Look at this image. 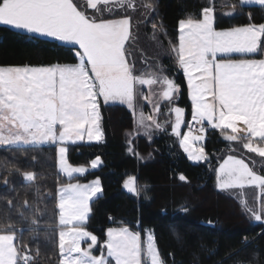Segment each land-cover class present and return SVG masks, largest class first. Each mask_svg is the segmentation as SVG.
<instances>
[{
	"label": "snow or ice",
	"instance_id": "1",
	"mask_svg": "<svg viewBox=\"0 0 264 264\" xmlns=\"http://www.w3.org/2000/svg\"><path fill=\"white\" fill-rule=\"evenodd\" d=\"M111 2L87 0V6L99 12V4ZM240 2L246 4L251 0ZM255 2L264 6V0ZM144 7L153 9L154 4L147 3ZM0 24L78 45L79 49L74 52L78 62L73 64L0 66V145L58 144L60 172L71 179L73 174H84L88 168L68 162L66 145L103 139L99 98L105 104H126L132 110L136 129L149 138L154 130H164L166 122L156 118L160 113L159 103L153 104L154 114L137 111L136 85L160 84V99L168 103L173 102L179 86L158 73L136 74L126 59V42L131 36L128 16L107 19L88 15L74 0H0ZM215 25L213 6L202 9V18L189 16L178 22V43L170 46L176 64L186 77L191 121L189 130L182 135L185 109L171 108L175 115L171 132L180 137L181 148L193 161L208 160L202 146L194 147V142L205 139V121L212 129L220 130L225 140L242 141L244 149L264 157V58H227L233 53L264 51V23L227 29ZM152 28L156 29L157 25L153 23ZM192 122L200 125L199 135L193 134ZM128 151L134 149L129 146ZM101 163L97 156L90 166L95 169ZM23 178L34 181L36 173L26 171ZM180 179L186 178L181 175ZM123 186L130 193L140 195L134 178L130 177ZM216 186L220 190L248 186L264 193V175L254 171L244 159L227 155L216 169ZM101 192L98 178L90 183L69 182L59 187L55 206L60 227L59 264H112L113 261L114 264H165L152 230H145L142 240L141 233L128 226L108 228L100 254H93L98 237L87 231L85 225L91 212L90 201ZM241 203L254 220H264V203L259 208L250 207L246 200ZM15 240L12 225L0 229V264H32L30 251L18 247ZM83 241H87L86 247L81 246Z\"/></svg>",
	"mask_w": 264,
	"mask_h": 264
},
{
	"label": "trees",
	"instance_id": "2",
	"mask_svg": "<svg viewBox=\"0 0 264 264\" xmlns=\"http://www.w3.org/2000/svg\"><path fill=\"white\" fill-rule=\"evenodd\" d=\"M74 1L88 15L107 19L128 16L133 38L139 37V32L156 33L165 50L178 43L179 20L202 18L205 7L215 8L217 28L264 23V6L239 0H113L99 4V12L89 8L87 0ZM147 3L154 8H145ZM233 5L235 11L227 14ZM132 47L131 38L126 44L130 64ZM74 48L0 24V65L74 63ZM249 56H264V51ZM140 59L133 64L136 73H150L154 68L149 65L158 63L162 73L174 79L179 91L173 102L185 109L187 122L191 101L172 50L159 60L146 54ZM171 105L161 103L158 119L166 122L164 130H154L149 138L136 129L133 114L125 105L100 101L104 140L66 146L70 164L86 165L97 156L102 164L71 179L57 168V144L0 145V229L13 226L16 239L32 254V264H59L57 188L99 177L102 194L91 201L86 224L98 237L94 253L100 252L109 226L127 225L140 232L142 239L146 229L152 230L165 264H264V220L256 221L243 210L238 189L219 190L215 179L216 168L226 154L244 157L261 175L264 157L244 149L242 141H227L220 130L209 128L204 141L208 160L191 162L170 130ZM129 146L133 152L128 151ZM26 171L36 173V180L26 181ZM181 175L186 179L181 180ZM130 177L140 189L138 196L123 186Z\"/></svg>",
	"mask_w": 264,
	"mask_h": 264
},
{
	"label": "rangeland",
	"instance_id": "3",
	"mask_svg": "<svg viewBox=\"0 0 264 264\" xmlns=\"http://www.w3.org/2000/svg\"><path fill=\"white\" fill-rule=\"evenodd\" d=\"M230 12H232V10H229V13ZM115 19H117V18H115ZM9 27H11V26H9ZM17 30H20V31H23V32L28 33L26 30H23V29H17ZM130 31H131V29H130ZM29 34L36 35V36H39V37H42V38L53 39V38H49V37H43V36H40V35L35 34V33H29ZM138 34H139V37H137V38H133L132 37L133 34H131V36H130V39L132 38L133 45H134V47H132V49H131L132 51L130 50L131 51V58H132L131 59V61H132L131 64L132 65L134 63L135 64H138L137 62H140L141 61L140 57H143V55H145V54L148 55V56H151L153 58H156L157 60H159L163 55L168 54V51L171 50L170 48L169 49L167 48L165 50L162 47V44L160 43V41L158 39V35H156V33H151L150 35H144V34H142V32H139ZM178 36H179V28H178ZM61 43L65 44V45H69V44H67L65 42H61ZM126 44H127V42H126ZM70 46H73V45H70ZM139 46H140V49H139ZM73 47H75L74 48V51L79 50L78 49V45L73 46ZM140 50L143 53H140ZM139 54H140V56H139ZM126 59H127V56H126ZM77 62H78V58H77V61L74 62V63H77ZM142 62H143V59H142ZM129 63H130V61H129ZM61 64H65V63H61ZM68 64H73V63H68ZM0 66H10V65H0ZM31 66H33V65H31ZM37 66H47V65H37ZM157 66H158V63H152V64H150L149 67L150 68L152 67V69L154 68L153 71H151L150 73H158V74H161V75H165V74H163V73L160 72V68L157 67ZM136 74H138V73H136ZM165 76H167V75H165ZM167 77L173 79L170 76H167ZM161 92H162V87H161L160 84L152 85V86L139 85V84H137L136 85V89H135V99H134V104L136 105L137 111L143 110V112L145 113V115L154 114L153 113V104L159 103L160 104V113H161L162 112V109H161V101L162 100L160 99V93ZM177 94H178V92L176 93V95ZM145 97H149L150 99H145ZM99 99H100V101L103 102V99L102 98H99ZM112 103H119V104H121L120 102H109L107 104H112ZM123 105H125L127 107L126 104H123ZM173 107H181V108H183L182 106H180L176 102H172L171 108H173ZM129 110L132 112L131 109H129ZM158 115L156 116L157 120H159L158 119ZM174 119H175V115H174V113H171L170 130H171V123L174 122ZM184 120H185V123L181 126V134L182 135H183V133H185V132H187L189 130V128L186 127V124H188L191 121V116H190L189 120H187V122H186V116H184ZM205 123H207V122L205 121ZM100 125H101V121H100ZM101 129H102V127H101ZM102 131H103V129H102ZM193 134L194 135H199L200 132L199 131H196V132H193ZM204 136L206 137V126H205ZM177 139H178V142H179L180 137H177ZM103 140H104V133H103ZM204 141H205V139L203 141H196V142H194V147H201L202 146L204 148ZM77 142H90V141H88L87 139H85L84 141H77ZM94 142H96V141H94ZM179 145H180V143H179ZM180 148H181V146H180ZM185 154L187 155V153H185ZM227 155H235V154H230V153L229 154H226L224 158H226ZM235 156H237L240 159H244L245 162L249 164V161L247 159H245L244 157L239 156V155H235ZM187 157H188V155H187ZM190 161L193 162V163L203 162V161H193V160H190ZM222 162H223V160H222ZM249 166H250V164H249ZM218 167H219V165H218ZM258 174H260V173H258ZM215 179H216V171H215ZM233 190H237V189L225 190V191H233ZM238 193H239V199L241 201L242 200H246L248 202V205L250 207L254 206L256 208H259L260 205L262 203H264V193H261L260 190L257 189V188L246 186L243 189H238ZM260 195H262V196H260ZM263 223H264V221H263ZM146 230H151V229H146ZM89 232H91V231H89ZM144 236H145V234H144ZM17 241H18V238L14 241V243H16ZM83 243H84V245L86 247L87 246V241H83ZM94 250H93V253H94ZM99 254H100V252H99ZM113 264H114V261H113Z\"/></svg>",
	"mask_w": 264,
	"mask_h": 264
},
{
	"label": "crops",
	"instance_id": "4",
	"mask_svg": "<svg viewBox=\"0 0 264 264\" xmlns=\"http://www.w3.org/2000/svg\"><path fill=\"white\" fill-rule=\"evenodd\" d=\"M113 1V0H112ZM240 1V0H239ZM246 4H258V3H256L255 2V0H251V2L250 3H246ZM117 19H119V18H117ZM244 26V25H243ZM236 27V26H235ZM218 29H227V28H218ZM249 55H251V54H247V55H242V54H239V53H233V54H231V56L230 57H227V58H231V59H245V58H247V59H261V58H264V56H249ZM183 72V71H182ZM185 80H186V77H185ZM186 84H187V81H186ZM188 89V88H187ZM189 95V94H188ZM189 99H190V97H189ZM191 101V100H190ZM163 102V100L161 101V103ZM160 114V113H159ZM159 116V115H158ZM159 121V120H158ZM205 126H206V129H209V128H211L210 126H208L207 125V123H205ZM139 132H141V133H144L142 130H138ZM230 131V130H229ZM145 134V133H144ZM241 135H243V134H241ZM101 141H103V139L101 140ZM90 142H94V141H90ZM96 142H99V141H96ZM46 145H51V143L50 144H46ZM14 146V145H13ZM58 147H59V145L57 144V150H58ZM68 160V159H67ZM69 162V161H68ZM90 164H91V161L89 162V164H86V165H73V164H71V165H73V166H85V167H87L88 168V171H92V170H95V169H97V168H95V169H93V168H91V166H90ZM102 164V163H101ZM100 164V165H101ZM57 168H58V170L60 171V169H59V164H58V151H57ZM87 171V172H88ZM86 172V173H87ZM86 173H84V174H86ZM63 174V173H62ZM84 174H73V177L74 176H82V175H84ZM64 175V174H63ZM68 178V177H67ZM99 179V177H93V178H91V179H89V180H87V181H71L72 183H76V182H79V183H81V184H84V183H90V182H92V181H94V180H96V179ZM99 181H100V179H99ZM69 183V182H68ZM67 184V183H66ZM63 185V184H62ZM100 185H101V181H100ZM61 186V185H60ZM59 186V187H60ZM59 187L57 188V192H58V189H59ZM101 188H102V185H101ZM102 194V192L100 193V194H98L97 196H95V197H93L92 198V200L94 199V198H96V197H98V196H100ZM260 196H262V195H260ZM262 199V198H261ZM91 200V201H92ZM91 201H90V204H91ZM261 201V200H260ZM57 202H58V195H57ZM88 221V220H87ZM86 224H87V222H86ZM121 226H127V225H112V226H109L108 228H113V227H121ZM85 227H86V229L88 230V231H91V230H89L88 228H87V226L85 225ZM129 227V226H128ZM107 228V229H108ZM131 230H133V231H137V230H135V229H133V228H131V227H129ZM107 229H106V232H107ZM57 230H58V239H59V231H60V227H59V222H58V217H57ZM92 232V231H91ZM106 232H105V236H106ZM93 233V232H92ZM106 238L107 237H105V240H106ZM104 240V241H105ZM81 246L82 247H85V245H84V243L82 242V244H81ZM93 254H95V255H99V253L97 254V253H93Z\"/></svg>",
	"mask_w": 264,
	"mask_h": 264
},
{
	"label": "built area",
	"instance_id": "5",
	"mask_svg": "<svg viewBox=\"0 0 264 264\" xmlns=\"http://www.w3.org/2000/svg\"><path fill=\"white\" fill-rule=\"evenodd\" d=\"M186 127L188 128V124H186ZM199 128H200L199 124L192 122V131L193 132L199 131ZM16 244L18 247H21V246L24 247L19 241H17Z\"/></svg>",
	"mask_w": 264,
	"mask_h": 264
}]
</instances>
